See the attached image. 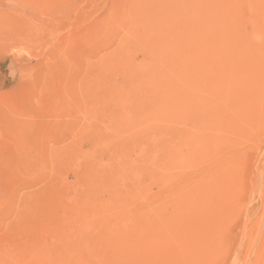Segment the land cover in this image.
I'll list each match as a JSON object with an SVG mask.
<instances>
[{
	"label": "rangeland",
	"instance_id": "obj_1",
	"mask_svg": "<svg viewBox=\"0 0 264 264\" xmlns=\"http://www.w3.org/2000/svg\"><path fill=\"white\" fill-rule=\"evenodd\" d=\"M263 12L0 0V264H264ZM203 120L226 158L182 176Z\"/></svg>",
	"mask_w": 264,
	"mask_h": 264
},
{
	"label": "bare ground",
	"instance_id": "obj_2",
	"mask_svg": "<svg viewBox=\"0 0 264 264\" xmlns=\"http://www.w3.org/2000/svg\"><path fill=\"white\" fill-rule=\"evenodd\" d=\"M183 6V5H182ZM212 6V5H211ZM261 13V12H260ZM264 13V12H263ZM261 16H262V14H260ZM264 17V16H263ZM253 28V27H252ZM209 31V30H208ZM264 32V31H263ZM185 33V32H184ZM209 33V32H208ZM262 33V32H261ZM260 33V34H261ZM254 34H256V33H254ZM259 34V35H260ZM190 35V34H189ZM251 36V35H250ZM254 36V35H253ZM262 36V35H261ZM260 36V37H261ZM178 37V36H177ZM182 38H183V36H182ZM262 38H264V37H262ZM178 39V38H177ZM180 40H181V38H180ZM183 40H184V38H183ZM254 40V39H253ZM135 41V40H134ZM178 42H179V44H180V41H179V39L177 40ZM192 41V40H191ZM184 42V41H183ZM195 42V41H194ZM191 43H193V42H191ZM185 45H186V43H185ZM197 45V44H196ZM150 47V46H149ZM186 47H187V45H186ZM171 48V47H170ZM181 48V47H180ZM197 50H198V46H197ZM182 51V50H181ZM209 51V50H208ZM169 52V51H168ZM167 52V53H168ZM202 52V51H201ZM174 53V52H173ZM182 53H183V51H182ZM175 55V54H174ZM190 55V54H189ZM196 55V54H195ZM180 56H181V54H180ZM185 56V55H184ZM172 58H175V57H173V56H171ZM196 57V56H195ZM198 57H200V56H198ZM167 58V57H166ZM170 58V57H169ZM182 58V57H181ZM222 58V57H221ZM259 58H260V56H259ZM118 59V58H117ZM183 59V58H182ZM223 59V58H222ZM154 60V59H153ZM174 60V59H173ZM260 60V59H259ZM130 61V60H129ZM159 61V60H158ZM169 61V60H168ZM178 61V60H177ZM190 61V60H189ZM263 61V60H262ZM193 62V61H192ZM196 62V61H195ZM199 62V61H198ZM197 63V62H196ZM195 63V64H196ZM203 63V62H202ZM262 63V62H261ZM260 63V64H261ZM166 64V63H165ZM178 64V63H177ZM189 64V63H188ZM198 64V63H197ZM150 65V64H149ZM152 65V64H151ZM158 65V64H157ZM185 65H187V64H185ZM185 65H182V66H185ZM201 65V64H200ZM206 65V64H205ZM166 66H167V64H166ZM165 66V67H166ZM264 66V65H263ZM126 67V66H125ZM199 67V66H198ZM202 67V66H201ZM200 67V68H201ZM261 67V66H260ZM129 68V67H128ZM139 68V67H138ZM146 68V67H145ZM160 68V67H159ZM177 68V67H176ZM179 68H180V66H179ZM185 68V67H184ZM98 69V68H97ZM156 69V68H155ZM202 69V68H201ZM203 69H204V66H203ZM205 69H208L207 67L205 68ZM136 70V69H135ZM139 70V69H138ZM137 70V71H138ZM154 70V69H153ZM161 71H162V69H160ZM220 70V69H219ZM155 71V70H154ZM157 71H158V69H157ZM168 71V70H167ZM198 71H200V69L198 70ZM202 71H205V70H202ZM211 71V70H210ZM209 71V72H210ZM233 71H234V69H233ZM153 71H151V73H152ZM195 72H197V71H195ZM206 72H207V70H206ZM214 72V71H213ZM236 72V71H235ZM139 73H141L140 71L138 72V74ZM162 73H163V71H162ZM176 73V72H175ZM186 73H187V71H186ZM212 73V72H211ZM228 73V72H227ZM129 74V73H128ZM133 74V73H132ZM159 74V73H158ZM168 74V73H167ZM182 74H183V72H182ZM204 74V73H203ZM142 75V74H141ZM157 75V74H156ZM176 75V74H175ZM201 75H202V73H201ZM212 75V74H211ZM218 75H220V74H218ZM226 75V74H225ZM129 76V75H128ZM131 76H133V75H131ZM139 76V75H138ZM153 76V75H152ZM165 76V75H164ZM181 77H183V76H181ZM186 77V76H185ZM210 77V76H209ZM208 77V78H209ZM248 77V76H247ZM129 78V77H128ZM149 78H151V77H149ZM165 78H167L166 76H165ZM240 78H243V77H240ZM250 78V77H249ZM133 79V78H132ZM131 79V80H132ZM148 79V78H147ZM152 79H154L153 77H152ZM151 79V80H152ZM136 80H137V78H136ZM140 80V79H139ZM148 80H150V79H148ZM151 80H150V82H151ZM188 80V79H187ZM241 80V79H240ZM244 80V79H243ZM174 81V80H173ZM181 81V80H180ZM236 81H238V80H236ZM160 82H161V80H160ZM170 82H171V80H170ZM191 82V81H190ZM197 82V81H196ZM239 82V81H238ZM245 82V81H244ZM248 82V81H247ZM246 82V83H247ZM131 83V82H130ZM139 83V82H138ZM156 83V82H155ZM165 83V82H164ZM182 83V82H181ZM249 83H251V81L249 82ZM149 84V83H148ZM147 84V85H148ZM151 84V83H150ZM224 84V83H223ZM258 84V83H257ZM262 84V83H261ZM132 85V84H131ZM141 85V84H140ZM143 85H145V84H143ZM141 86V87H144V86ZM154 85V84H153ZM152 85V86H153ZM228 85V84H227ZM263 85V84H262ZM152 86H150L149 85V87H151L152 88ZM162 86H163V83H162ZM180 86H181V84H180ZM239 86V85H238ZM264 86V85H263ZM140 87V88H141ZM157 87V86H156ZM255 87V86H254ZM124 88V87H123ZM137 88V87H136ZM139 88V87H138ZM137 88V89H138ZM148 88V87H147ZM146 88V89H147ZM154 88H155V86H154ZM167 88V87H166ZM177 88V87H176ZM184 88V87H183ZM188 88V87H187ZM186 88V89H187ZM248 88H249V86H248ZM256 88V87H255ZM136 89V90H137ZM142 89V88H141ZM225 89V88H224ZM223 89V90H224ZM252 89V88H251ZM258 91H259V89L258 88H256ZM263 89V88H262ZM132 90V89H131ZM139 90V89H138ZM164 90V89H163ZM182 89L180 88V91H181ZM199 90V89H198ZM226 90V89H225ZM147 91V90H146ZM172 91V90H171ZM187 91V90H186ZM185 91V92H186ZM193 91V90H192ZM258 91H256V92H258ZM129 92V91H128ZM136 92V91H135ZM182 92V91H181ZM184 92V91H183ZM251 92V91H250ZM138 93V92H137ZM140 93V92H139ZM141 93H142V90H141ZM152 93V92H151ZM163 93V92H162ZM179 93V92H178ZM218 93V92H217ZM254 93L255 92H253V95H254ZM124 94H125V91H124ZM193 94V93H192ZM115 95V94H114ZM140 95H142V94H140ZM149 95V94H148ZM157 95V94H156ZM165 95H167V94H165ZM183 95V94H182ZM191 95V94H190ZM258 95V94H257ZM260 95V94H259ZM221 96H223V95H221ZM263 96V95H262ZM157 97H158V95H157ZM248 97V96H247ZM127 98V97H126ZM149 98V97H148ZM148 98H145V99H148ZM162 98H163V96H162ZM212 98V97H211ZM222 98V97H221ZM244 98V97H243ZM133 99V98H132ZM154 99V98H153ZM158 99V98H157ZM166 99V98H165ZM173 99V98H172ZM207 99V98H206ZM242 99V98H241ZM250 99V98H249ZM124 100H126V99H124ZM176 99H174V101H175ZM197 100V99H196ZM161 101H162V99H161ZM170 101H172L171 100V98H170ZM211 101V100H210ZM107 102V101H106ZM127 102V101H126ZM136 102H137V100H136ZM145 102V101H144ZM206 102V101H205ZM216 102V101H215ZM125 103V102H124ZM143 103V102H142ZM178 103V102H177ZM180 103V102H179ZM229 103V102H228ZM243 103V102H242ZM120 104V103H119ZM140 104V103H139ZM144 104V103H143ZM155 104V103H154ZM195 104H197V103H195ZM203 104V103H202ZM204 104H206V103H204ZM216 105H218L217 103H215ZM214 104V105H215ZM227 104V103H226ZM230 104V103H229ZM145 105V104H144ZM158 105V104H157ZM171 105V104H170ZM212 105V104H211ZM163 106V105H162ZM209 106V105H208ZM124 107H125V105H124ZM123 107V108H124ZM139 107V106H138ZM213 107V106H212ZM226 107V106H225ZM128 108V107H127ZM200 108V107H199ZM125 109V108H124ZM140 109V108H139ZM170 109H171V107H170ZM192 109V108H191ZM204 109V108H203ZM211 109V108H210ZM216 109H217V107H216ZM126 110V109H125ZM207 110V109H206ZM212 110V109H211ZM223 110H225V109H223ZM259 110H260V112H261V109H260V107H259ZM128 111V110H127ZM205 111V110H204ZM220 111V110H219ZM132 112V111H131ZM210 112V111H209ZM208 111H207V114L209 113ZM229 112V111H228ZM125 113H127V112H125ZM206 113V112H205ZM230 113V112H229ZM135 114V113H134ZM166 114H168V113H166ZM201 114V113H200ZM242 114V113H241ZM137 115V114H136ZM162 115V114H161ZM169 115V114H168ZM211 115H214V113L212 114L211 113ZM224 115H226V114H224ZM199 116V115H198ZM204 116V115H203ZM140 117V116H139ZM145 117H147V116H145ZM225 117V116H224ZM116 118V117H115ZM129 118V117H128ZM128 118H127V120H128ZM132 118V117H131ZM226 118V117H225ZM238 118V117H237ZM146 119H149V118H146ZM214 119V118H213ZM132 120V119H131ZM135 120H136V118H135ZM139 120V119H138ZM161 120V119H160ZM222 120H226V119H223V117H222ZM238 120V119H237ZM128 121H130V120H128ZM132 121H134V120H132ZM148 121V120H147ZM229 121V120H228ZM228 121H225L224 123H223V125L221 126V128H220V125H219V133H221V134H226L227 132H229L230 130V128L228 127V125H227V122ZM115 122V121H114ZM171 122V121H170ZM216 122V121H215ZM214 122V123H215ZM115 123H117V122H115ZM161 123V122H160ZM217 123V122H216ZM147 124V123H146ZM161 124H164V123H161ZM170 124V123H169ZM168 124V125H169ZM127 125V124H126ZM141 125V124H140ZM161 126V125H160ZM128 127V126H127ZM130 127V126H129ZM228 127V128H227ZM129 129V128H128ZM131 129V128H130ZM133 129V128H132ZM218 129V128H217ZM138 130V129H137ZM201 130H202V134L201 135H199V136H197V143H196V149L197 150H194L195 151V153L192 155V157H190V158H188V159H184V158H180L179 160H177L176 162H173L172 164H170L171 165V168H175V169H178L180 172H181V174H182V176H185V175H183V173H186V170L188 169V168H192L193 166H195L196 164L198 165V164H202V163H213V162H215V161H218V162H223L224 160V158H226V148H227V146H228V144H226L227 143V139L228 138H225V137H219V136H217L215 133H213V131L211 130V128H210V123L209 122H206V121H204L203 120V122H202V124H201ZM139 131V130H138ZM141 132V131H140ZM231 132V131H230ZM229 132V133H230ZM142 133V132H141ZM255 133V132H254ZM135 134V133H134ZM137 134V133H136ZM147 133H145V135H146ZM129 135V134H128ZM148 135V134H147ZM207 135V137L209 138V136L211 137V136H213V137H215V135H216V137L213 139L214 141L213 142H211V141H208V138H206V140L204 139L205 138V136ZM219 135V134H218ZM231 135H232V132H231ZM259 135V134H258ZM155 136V135H154ZM260 136V135H259ZM147 137V136H146ZM149 137V136H148ZM161 137V136H160ZM159 137V138H160ZM171 137V136H170ZM229 137V136H228ZM167 138V137H166ZM173 138V137H172ZM248 138V137H247ZM131 139V138H130ZM170 139V138H169ZM232 139V138H231ZM147 140H149V139H147ZM174 140H175V138H174ZM173 140V141H174ZM176 140H178V139H176ZM248 140V139H247ZM155 141V140H154ZM232 141H233V139L231 140V143H232ZM249 141V140H248ZM150 142V141H149ZM156 142V141H155ZM184 142V141H183ZM186 142V141H185ZM184 142V143H185ZM234 143V142H233ZM249 143V142H248ZM107 144V143H106ZM105 144V145H106ZM179 144V143H178ZM261 144V143H260ZM184 146L185 145H183V148H184ZM233 146V145H232ZM256 146V145H255ZM188 147V146H187ZM182 148V147H181ZM171 149V148H170ZM187 150V149H186ZM199 150V151H198ZM167 153V152H166ZM232 153V152H231ZM233 154V153H232ZM244 155H246V154H244ZM181 156V155H180ZM183 157V156H182ZM189 157V156H188ZM243 157V156H242ZM246 157V156H245ZM244 158V157H243ZM120 159V158H119ZM160 160V159H159ZM81 161V160H80ZM152 162H153V160H151ZM150 161V162H151ZM151 162V163H152ZM229 162H231V160L229 161ZM77 163H78V161H77ZM80 164V163H79ZM154 164V163H153ZM219 164V163H218ZM231 165V164H230ZM217 166V164L215 165V167ZM162 167V166H161ZM231 167V166H230ZM125 168V167H124ZM217 168V167H216ZM109 169V168H108ZM119 169V168H118ZM145 169V168H144ZM160 169V168H159ZM219 169V168H218ZM233 169V168H232ZM122 170V169H121ZM156 170V169H155ZM217 170V169H216ZM124 171V170H123ZM159 171V170H158ZM157 171V172H158ZM174 171V170H173ZM152 172H154V171H152ZM216 172V171H215ZM84 173V172H83ZM87 173V172H86ZM162 173V172H161ZM168 172H166V174H167ZM170 173V172H169ZM173 173V172H172ZM233 174L235 173V172H232ZM231 173V174H232ZM83 176V175H82ZM88 176V175H87ZM153 176V175H152ZM217 176V175H216ZM235 176V175H234ZM150 177H151V175H150ZM174 177H176L175 175H174ZM109 178H111V177H109ZM177 178V177H176ZM158 179V181L161 183V177H159V178H157ZM230 179V178H229ZM229 179H227V181L229 180ZM125 180V179H124ZM176 180V179H175ZM231 181H233V179L231 180ZM166 183V182H165ZM220 183V182H219ZM232 184L233 182H229V184ZM165 185H167V184H165ZM193 185V184H192ZM198 185L199 184H197V187H198ZM206 185V184H205ZM168 186V185H167ZM185 186V185H184ZM230 187V186H229ZM225 188V187H224ZM233 188V187H232ZM227 189V188H226ZM226 189H224V190H226ZM185 190H187V188H185ZM157 191V190H156ZM218 191H221V189H219L218 188ZM120 192V191H119ZM139 192V191H138ZM204 192V191H203ZM213 192V191H212ZM212 192H210L211 193V195H212ZM227 193V192H226ZM148 194V193H147ZM210 195V194H209ZM232 195V194H231ZM230 195V197H232ZM120 196V195H119ZM118 196V197H119ZM197 196V195H196ZM198 196H199V194H198ZM224 197V196H223ZM233 197H234V195H233ZM121 198V197H120ZM135 198V197H134ZM117 200V199H116ZM119 200V199H118ZM121 200V199H120ZM135 200V199H134ZM118 202V201H117ZM145 202V201H144ZM107 204V203H106ZM232 205V204H231ZM108 206V205H107ZM67 229V228H66Z\"/></svg>",
	"mask_w": 264,
	"mask_h": 264
}]
</instances>
